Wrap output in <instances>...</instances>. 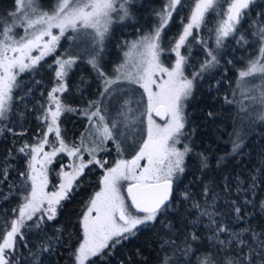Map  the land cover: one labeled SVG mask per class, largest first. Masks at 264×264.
Segmentation results:
<instances>
[{
	"label": "snow or ice",
	"instance_id": "obj_1",
	"mask_svg": "<svg viewBox=\"0 0 264 264\" xmlns=\"http://www.w3.org/2000/svg\"><path fill=\"white\" fill-rule=\"evenodd\" d=\"M132 3L133 0H56L51 11H43L38 0H14L15 8L8 13L9 19L0 24V122L9 121L14 112V102L18 99L14 96L19 87L18 75L36 69L46 56L55 52L66 33L91 36L94 51L88 63L103 83L99 93L101 100L89 102L82 113L88 127L81 133L79 143L69 144L61 135L59 117L64 112L76 110L63 102L57 93L67 91L65 78L76 60L72 54L55 60L57 84L49 91V103L41 106L44 112L38 117L44 122L46 131L36 143L25 142L18 149L27 158L25 171L19 174L23 183L17 186L21 202L13 209L14 218L0 225V264H20V249L28 247L26 230L43 231L44 224L56 220L64 206L62 202L71 199L90 165L102 169L103 174L99 190L90 197L80 215L75 247H68L71 264H97L98 259L103 260L117 245L135 237L141 226L162 224L170 233L173 231L166 217L177 211L175 185L186 172V157L193 151L184 141L189 136L185 110L193 96L194 81L219 65L218 50L225 47L229 37H238L237 43H248V37L240 28L249 12L258 5L257 0H195L187 22L181 21L182 31L171 47L176 56L175 63L166 67L161 60L164 51L162 32L173 13L179 14L178 8L183 7L182 0H166L164 7L156 13L158 23L154 29L126 45L124 62L116 68L115 76H108L98 63L99 55L113 23L131 18ZM212 14L219 18L215 28L208 29L214 33L215 50L206 40L193 35L194 29L207 26ZM257 15L261 17V23L256 26L254 21L250 27L254 28L251 35L258 40L259 46L255 57H250L246 66L238 70L240 99L224 98L227 104L236 106V118L249 123H264V11ZM15 27H23L24 35L17 38L13 34ZM53 29H57L58 34H54ZM193 42L202 45L206 59L200 70L189 78L185 75L186 57L181 49L190 47ZM33 52L38 54L33 55ZM257 80L261 82L259 86ZM123 83L135 85L143 91L135 101L124 99L116 118H110L107 105L102 102L123 91V88L113 87ZM236 95L234 92L233 97ZM133 103L135 109L131 107ZM208 115L211 117L213 113ZM156 117L163 123H157ZM137 122L143 127L142 138L133 146L134 155L129 159L119 158L114 165L106 167L108 161L98 158V154L110 151L107 145L111 141L122 157L127 137L121 140L124 133L118 129L123 125L130 130ZM7 131L13 132V129ZM53 134L55 139L50 142L49 136ZM235 135L232 154H236L243 143L240 133ZM181 144L183 147L178 148L177 145ZM46 146L50 151H45ZM61 153L69 158L70 163L60 164L58 180L53 190L48 191V166ZM200 156L202 167L207 168V158L203 154ZM7 180L8 169H0V183ZM237 181L238 192L244 191L240 188L243 181L239 177ZM256 181L257 177L252 175L249 190L253 196L258 186ZM8 187L11 189L13 185ZM180 196L182 203L189 204L187 213H195L190 223L200 224L208 231L212 249L200 250L197 231L189 232L179 243L169 235L161 244V248L166 249L161 264H190L194 253L197 254L196 264H264V229L254 227L253 213L245 211V206L253 205L251 199H245L242 205L235 200L231 202L237 221L248 217L247 227L233 231L218 219L221 215L217 210L219 194L213 187L204 186L203 203L189 191ZM8 198L4 196V199ZM253 207L264 213V199ZM59 232L57 229L53 238H46L39 245L38 253L30 252V255L35 258L40 253H55L57 245L63 247ZM221 234L227 238L222 239Z\"/></svg>",
	"mask_w": 264,
	"mask_h": 264
},
{
	"label": "trees",
	"instance_id": "obj_2",
	"mask_svg": "<svg viewBox=\"0 0 264 264\" xmlns=\"http://www.w3.org/2000/svg\"><path fill=\"white\" fill-rule=\"evenodd\" d=\"M195 0H182L183 7L178 8V13H173L172 19L162 32L161 45L164 49L161 60L166 67H172L175 63V53L171 51L175 38L182 31V23L187 22ZM166 3V0H133L131 5L132 16L123 22H114L111 34L105 41L104 50L100 53L98 63L101 69L108 76L116 75V68L124 62V52L127 51V44L137 40L142 34L151 32L158 23L156 13L160 11ZM40 7L47 6L51 11L56 0H38ZM254 11L249 12L247 20L242 22L241 33L248 37V43H237L238 37H229L225 42V47L218 50L220 63L213 69L202 74V78L194 81V92L192 98L187 102L186 114L188 124L186 132L189 133L184 143H188L193 151L186 157V172L175 185V205L177 211L170 212L166 219L171 223L173 231L163 227L162 224H156L151 227L141 226L138 234L121 244L117 245L103 260H97V264H161L162 257L166 254V249L161 248V244L171 235L179 243L191 231H197L200 236V250L212 249V243L209 241L208 231L200 224L193 225L190 221L195 213H187L188 202H181L180 194L189 191L196 199L203 203V188L205 185L213 187L219 194L217 201V210L220 212V219L228 225L233 231H239L248 226V217L244 220L237 221L232 212L233 200L238 204H243L245 199H251L253 205L264 199V123L259 121L249 123L241 122L236 118V106L225 102V97L230 99H240L237 88L238 70L246 66L250 57H255L258 50V40L251 35L254 30L250 25L256 22V26L261 23V17L257 14L264 11V0H257ZM14 0H0V24L9 19L8 13L14 10ZM115 15V14H114ZM218 17L214 14L208 17L206 27L199 30H193V35L198 39L206 40L208 46L216 49L214 33L209 28H215ZM54 34H58L57 29H53ZM13 34L19 38L24 35L23 27H15ZM71 32L62 37L55 52L46 56L34 70L25 71L18 75L19 87L15 90L14 96L18 99L14 102V112L9 121L0 122V169H8V180L0 183V225L5 221L14 218L13 209L21 202L19 195L23 181L20 173L25 171L27 158L19 153L18 149L25 142L29 144L36 143L46 131L45 124L38 119L44 112L42 105H47L48 93L56 86L57 80L55 71L58 66L55 64L57 58H68L69 54L73 55L76 63L68 70L65 78L67 91L60 94L61 100L75 109L74 112H64L59 117V126L61 135L69 144L79 143L81 133L88 127L86 117L82 114L91 101H100L99 93L102 91V78L88 63L93 53L92 38L91 45L87 47L79 46L78 54L75 51L66 52L65 38ZM47 39V38H45ZM191 37L189 40L191 41ZM182 55L186 57L185 75L192 77L194 72L200 70L201 64L206 59L205 49L199 43H191L190 47L181 49ZM33 52V55H37ZM232 63H228V61ZM251 79V78H249ZM257 86L261 83L256 81ZM122 86L118 110L124 99L131 98L133 101L139 99V93L142 89L132 85L129 88L127 83L114 85L113 87ZM124 89L127 92H124ZM134 89V91H129ZM237 95L233 97V93ZM117 93V92H116ZM113 94L107 100L102 102L107 105V115L109 116L110 101L115 96ZM118 95V94H117ZM133 109L136 104L131 105ZM117 110V112H118ZM209 112L213 115L210 117ZM117 115V113H116ZM66 116V121L63 118ZM62 117V119H61ZM143 119V118H141ZM157 123H161L158 122ZM162 124V123H161ZM12 128L13 132L7 129ZM134 128V127H133ZM239 132L242 139V147L236 153L232 154V142ZM22 133V134H17ZM142 138V135L141 137ZM54 134L49 136V140L54 141ZM136 142L132 143L133 146ZM131 142L127 139L123 147H127ZM133 146L128 152L123 153L122 157L118 155L111 141L107 147L111 150L101 152L98 158L108 161L107 166L114 165L119 158L129 159L134 155ZM182 148L183 144L177 145ZM45 151H50L46 146ZM11 153V155H10ZM207 158V168L202 167V157ZM85 160L88 156L85 154ZM70 163L69 158L61 153L55 158L49 167V186L48 191L57 182V174L60 171V164ZM103 174L102 169L95 165H90L85 169V176L81 177L82 183L75 190L71 199L62 202L63 208L59 211L56 220L49 221L43 225V231L35 228L26 230L27 248L20 249L22 257L20 264H71L68 247H75L76 237L79 235V218L83 212L90 197L99 190V181ZM257 177V187L255 196L249 190L251 176ZM237 177L240 181V188L244 191L237 190ZM225 184L228 189L225 190ZM8 185H13L9 189ZM8 196V199H4ZM253 205L245 206V211L253 213V226L258 229H264V213ZM29 223H31L29 221ZM60 230V244L57 245L55 253H40L37 257H32L31 253L39 252V245L46 238H53ZM71 237V239H70ZM222 239H226L225 234H221ZM214 250V249H213ZM196 253L193 254L190 264H196Z\"/></svg>",
	"mask_w": 264,
	"mask_h": 264
},
{
	"label": "rangeland",
	"instance_id": "obj_3",
	"mask_svg": "<svg viewBox=\"0 0 264 264\" xmlns=\"http://www.w3.org/2000/svg\"><path fill=\"white\" fill-rule=\"evenodd\" d=\"M39 8L44 11V10H47L48 7L47 6H45V7L44 6L43 7L39 6ZM69 36H71L73 38L72 39H68ZM69 36H67L65 38V46L67 47L65 49L66 52L75 51V53L78 54V52H79L78 47L79 46H83L85 48L88 45H91V41H90V38H89L91 36H89V35L71 33ZM130 86H132V85H129V88H130ZM116 88H122V86L116 87ZM124 92H127V90L124 89ZM120 95H121V92H117L115 94V96L110 101V108H109V117L110 118H116V116H117L116 113H117V110H118V102H119V99H120ZM61 119H62V117H61ZM66 120L67 119H66V116H65L63 118V122H65ZM142 127L143 126L140 125L138 122L135 124L134 128L131 127L130 130H129V128H125L123 125H121L119 127L118 131L124 133V136L121 137V140H123L124 137H127V139L131 142V144L129 146L125 147V149H126L125 152H128L129 151L128 149L132 148V146H133L132 143H134V142H136L137 140L140 139V137L142 135V133H141V128ZM49 186H51V185H48V187ZM51 189H53V188L51 187Z\"/></svg>",
	"mask_w": 264,
	"mask_h": 264
},
{
	"label": "water",
	"instance_id": "obj_4",
	"mask_svg": "<svg viewBox=\"0 0 264 264\" xmlns=\"http://www.w3.org/2000/svg\"><path fill=\"white\" fill-rule=\"evenodd\" d=\"M155 119H156L158 122H161V123H163V121L159 120V118H158V117H156Z\"/></svg>",
	"mask_w": 264,
	"mask_h": 264
}]
</instances>
